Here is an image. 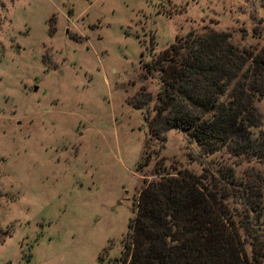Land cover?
<instances>
[{
    "label": "rangeland",
    "instance_id": "1",
    "mask_svg": "<svg viewBox=\"0 0 264 264\" xmlns=\"http://www.w3.org/2000/svg\"><path fill=\"white\" fill-rule=\"evenodd\" d=\"M209 31L264 44V0H0V264H123L157 174L264 177L180 129L149 132L162 86L146 65Z\"/></svg>",
    "mask_w": 264,
    "mask_h": 264
},
{
    "label": "trees",
    "instance_id": "2",
    "mask_svg": "<svg viewBox=\"0 0 264 264\" xmlns=\"http://www.w3.org/2000/svg\"><path fill=\"white\" fill-rule=\"evenodd\" d=\"M146 69L162 86L156 116L146 117L150 134L174 127L205 154L264 163V44L190 33ZM215 174L208 185L190 173L157 174L140 194L123 264H264V177L245 183L223 165Z\"/></svg>",
    "mask_w": 264,
    "mask_h": 264
},
{
    "label": "water",
    "instance_id": "3",
    "mask_svg": "<svg viewBox=\"0 0 264 264\" xmlns=\"http://www.w3.org/2000/svg\"><path fill=\"white\" fill-rule=\"evenodd\" d=\"M35 90H37V88H35Z\"/></svg>",
    "mask_w": 264,
    "mask_h": 264
}]
</instances>
